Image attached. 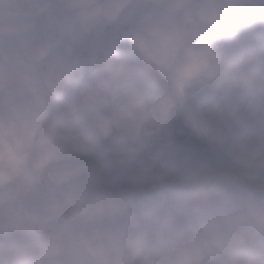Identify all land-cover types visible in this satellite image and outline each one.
I'll list each match as a JSON object with an SVG mask.
<instances>
[{"label": "clouds", "instance_id": "9594fccd", "mask_svg": "<svg viewBox=\"0 0 264 264\" xmlns=\"http://www.w3.org/2000/svg\"><path fill=\"white\" fill-rule=\"evenodd\" d=\"M0 264H264V0H0Z\"/></svg>", "mask_w": 264, "mask_h": 264}]
</instances>
